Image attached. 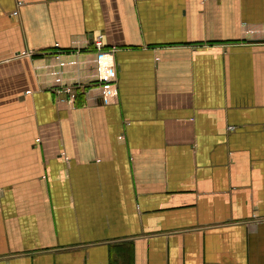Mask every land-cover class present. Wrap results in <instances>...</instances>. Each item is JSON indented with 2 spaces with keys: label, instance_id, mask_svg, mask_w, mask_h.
I'll list each match as a JSON object with an SVG mask.
<instances>
[{
  "label": "crops",
  "instance_id": "obj_1",
  "mask_svg": "<svg viewBox=\"0 0 264 264\" xmlns=\"http://www.w3.org/2000/svg\"><path fill=\"white\" fill-rule=\"evenodd\" d=\"M0 264H264V0H0Z\"/></svg>",
  "mask_w": 264,
  "mask_h": 264
},
{
  "label": "built area",
  "instance_id": "obj_2",
  "mask_svg": "<svg viewBox=\"0 0 264 264\" xmlns=\"http://www.w3.org/2000/svg\"><path fill=\"white\" fill-rule=\"evenodd\" d=\"M19 4H21V2H19ZM14 15H17V12L14 13ZM95 46L97 48V50L99 51V56H98V61L100 62L101 65H103V62H105L106 60H104L105 58H107L104 54V50H103V35L98 36V38L95 41ZM57 93L59 94V99L63 102H68L73 104L78 96V91L76 88L72 87V86H61L59 88H57ZM231 130H234L235 127L232 126L230 127Z\"/></svg>",
  "mask_w": 264,
  "mask_h": 264
}]
</instances>
